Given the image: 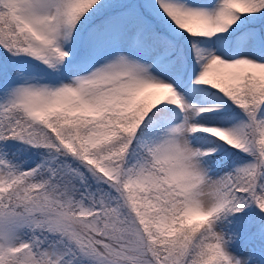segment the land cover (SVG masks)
Returning <instances> with one entry per match:
<instances>
[{"label": "snow or ice", "instance_id": "6c2138e0", "mask_svg": "<svg viewBox=\"0 0 264 264\" xmlns=\"http://www.w3.org/2000/svg\"><path fill=\"white\" fill-rule=\"evenodd\" d=\"M0 264H264V0H0Z\"/></svg>", "mask_w": 264, "mask_h": 264}]
</instances>
